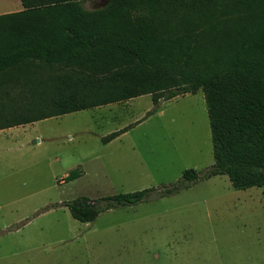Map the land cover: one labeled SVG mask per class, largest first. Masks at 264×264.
<instances>
[{"label": "rangeland", "instance_id": "rangeland-1", "mask_svg": "<svg viewBox=\"0 0 264 264\" xmlns=\"http://www.w3.org/2000/svg\"><path fill=\"white\" fill-rule=\"evenodd\" d=\"M20 9L19 0H0V14ZM13 128L0 131V264H264V185L235 190L220 175L156 196L184 170L201 174L213 164L201 91L156 106L144 95ZM74 170L79 176L66 181ZM147 189V200L88 223L64 206Z\"/></svg>", "mask_w": 264, "mask_h": 264}, {"label": "trees", "instance_id": "trees-1", "mask_svg": "<svg viewBox=\"0 0 264 264\" xmlns=\"http://www.w3.org/2000/svg\"><path fill=\"white\" fill-rule=\"evenodd\" d=\"M19 1L21 10L0 14V131L144 95L156 106L201 91L213 164L201 174L184 170L156 196L220 175L235 190L264 185V0H107L94 10L86 0ZM41 70L54 73L40 79ZM152 192L64 206L88 223Z\"/></svg>", "mask_w": 264, "mask_h": 264}, {"label": "crops", "instance_id": "crops-1", "mask_svg": "<svg viewBox=\"0 0 264 264\" xmlns=\"http://www.w3.org/2000/svg\"><path fill=\"white\" fill-rule=\"evenodd\" d=\"M20 10H21V9H20ZM108 105H111V104H108ZM108 105H105V106H108ZM97 108H100V107H97ZM13 129H14V128H8V129L1 130V131H5V132H6V131H8V130L11 131V130H13ZM120 136H121V135H120ZM120 136H118V137H120ZM118 137H117V138H118ZM117 138H115V139H117ZM69 139H71V138H69ZM115 139H113V140H115ZM113 140H111V141H113ZM109 143H110V142H109Z\"/></svg>", "mask_w": 264, "mask_h": 264}]
</instances>
